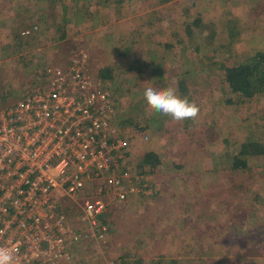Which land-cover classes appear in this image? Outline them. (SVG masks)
Returning a JSON list of instances; mask_svg holds the SVG:
<instances>
[{
    "label": "rangeland",
    "instance_id": "1",
    "mask_svg": "<svg viewBox=\"0 0 264 264\" xmlns=\"http://www.w3.org/2000/svg\"><path fill=\"white\" fill-rule=\"evenodd\" d=\"M29 21L37 30L19 34ZM31 50L40 69L28 61ZM257 50L264 0H0V107L45 86L48 66L85 51L114 96L109 120L133 129L124 134L130 164L159 184L157 196L115 203L103 215L107 241L72 244L73 264H264V153L249 154L245 170L227 155L248 138L264 145V91L241 98L222 74ZM109 64L113 77L105 78ZM167 86L199 106L195 120L147 105L145 88ZM149 150L155 166L144 160Z\"/></svg>",
    "mask_w": 264,
    "mask_h": 264
},
{
    "label": "built area",
    "instance_id": "2",
    "mask_svg": "<svg viewBox=\"0 0 264 264\" xmlns=\"http://www.w3.org/2000/svg\"><path fill=\"white\" fill-rule=\"evenodd\" d=\"M74 57L48 66L45 86L0 107V247L16 250L15 264H73L72 244L107 241L103 215L115 203L156 192L109 120L110 89L85 51ZM68 202L72 216L61 206Z\"/></svg>",
    "mask_w": 264,
    "mask_h": 264
},
{
    "label": "trees",
    "instance_id": "3",
    "mask_svg": "<svg viewBox=\"0 0 264 264\" xmlns=\"http://www.w3.org/2000/svg\"><path fill=\"white\" fill-rule=\"evenodd\" d=\"M54 2H56V0H54ZM35 26H37L36 22H31V21L25 23L23 22V24L21 25V29L18 33L19 34L22 33L25 36H29L33 34L32 32H35L37 30L35 29L36 28ZM27 28H31V31L28 33H24V30ZM67 34H68L67 32H63L62 37H66ZM13 38L20 45L23 44V40L20 35H13ZM27 44L29 45L30 43ZM20 45H15L17 51L19 50ZM27 57L29 63L35 62L34 65H36L37 69L41 68V57L35 51L32 50L28 51ZM231 63L229 65L224 63L225 72L222 73L225 75L224 77L229 92L233 94L236 93L237 96L241 98L250 99L255 97L258 93L264 91V50H257L254 52L249 51L246 54H244L242 58L238 60V62H231ZM130 68L132 67H129L128 69ZM112 70H113L112 65L109 64L106 67H102L101 74L105 78L113 77V73L111 74ZM177 83L180 84L179 86H181L182 90L189 92V88L184 82V80H180ZM187 98L190 99V97ZM235 114H237V112H235ZM123 124L128 125V122H123ZM127 127L128 126L123 128L126 130L127 133L130 132V130H133L131 127L129 128ZM126 132L122 130L123 135L126 134ZM258 142H259L258 139L255 140L253 138H248L246 141H244L241 144L240 147L242 151L240 154H235V155L227 154L231 157V160L230 159L228 160L230 165L232 167H237L241 170L251 169L252 167L248 164V160H247L248 155L253 153H264V145ZM150 157L153 158L152 162L150 163L151 166H155L159 162V157L157 156L155 150H149L144 160L148 161ZM156 183L158 184L157 181H154L155 189L158 188ZM158 190L160 193V189H156V192L152 194V197L158 195ZM114 205L116 206V204ZM61 206H65L63 207V209L68 214H70V216H72L77 212L73 202H68L66 205H61ZM78 244H79L78 242H75V245Z\"/></svg>",
    "mask_w": 264,
    "mask_h": 264
},
{
    "label": "clouds",
    "instance_id": "4",
    "mask_svg": "<svg viewBox=\"0 0 264 264\" xmlns=\"http://www.w3.org/2000/svg\"><path fill=\"white\" fill-rule=\"evenodd\" d=\"M147 105L155 112L171 117L174 121L195 120L200 108L187 97L177 94L174 86L163 88L147 87L143 92ZM152 196V195H151ZM16 250L0 247V264H15Z\"/></svg>",
    "mask_w": 264,
    "mask_h": 264
},
{
    "label": "crops",
    "instance_id": "5",
    "mask_svg": "<svg viewBox=\"0 0 264 264\" xmlns=\"http://www.w3.org/2000/svg\"><path fill=\"white\" fill-rule=\"evenodd\" d=\"M136 197V196H135ZM138 197V196H137ZM101 243H103V242H101Z\"/></svg>",
    "mask_w": 264,
    "mask_h": 264
}]
</instances>
